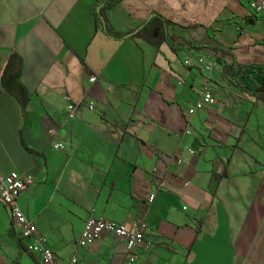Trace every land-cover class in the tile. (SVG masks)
<instances>
[{
	"label": "crops",
	"instance_id": "crops-1",
	"mask_svg": "<svg viewBox=\"0 0 264 264\" xmlns=\"http://www.w3.org/2000/svg\"><path fill=\"white\" fill-rule=\"evenodd\" d=\"M249 1L121 0L105 12L129 34L116 39L95 26L91 0H0V173L31 177L17 204L57 263L264 264V15ZM155 15L176 44L219 51L156 47L139 33ZM195 57L210 70L186 65ZM5 69L19 70L24 109ZM205 89L214 102L189 116ZM89 215L143 221L146 245L128 253L105 235L79 248ZM0 264H42L1 201Z\"/></svg>",
	"mask_w": 264,
	"mask_h": 264
},
{
	"label": "built area",
	"instance_id": "built-area-1",
	"mask_svg": "<svg viewBox=\"0 0 264 264\" xmlns=\"http://www.w3.org/2000/svg\"><path fill=\"white\" fill-rule=\"evenodd\" d=\"M250 12L258 17L264 15V0H250L248 4ZM197 64L205 70H210L212 67L204 57H195V59H187L186 65ZM96 81L95 77L89 78L90 83ZM214 99L208 90H203L199 100L187 111L188 115H193L196 111L210 106ZM93 102H89L87 107L90 111H94ZM76 104L69 102L67 105L66 119L72 121L75 117ZM48 135L52 140L51 148L56 151L66 149L65 142L60 141L59 134L53 130L48 131ZM188 153L193 155V150H188ZM179 166L181 162L177 160ZM31 182L29 176H19L16 173L1 174L0 173V201L10 214L12 227L19 233L20 238L25 242V249L29 254H39L42 264H77L75 255L65 263H57L54 253L45 246V239L38 234L33 222H31L21 211L17 204V198L27 184ZM149 203L154 201V196L148 198ZM146 224L140 221L132 230L120 223L107 221L102 218H96L89 215L84 222V226L78 240L79 248H87L96 241L103 238L105 235H111L120 239L126 252L131 253L134 249L145 244L144 233Z\"/></svg>",
	"mask_w": 264,
	"mask_h": 264
},
{
	"label": "trees",
	"instance_id": "trees-1",
	"mask_svg": "<svg viewBox=\"0 0 264 264\" xmlns=\"http://www.w3.org/2000/svg\"><path fill=\"white\" fill-rule=\"evenodd\" d=\"M93 5V18L95 26H100L103 32L110 37L121 39L129 36V34H120L115 32L110 26H108L105 20V12L117 6L121 0H91ZM169 24L162 17L155 15L147 23H145L140 29L139 33H144L149 36L152 40V44L158 47L161 43H166L172 51H179L181 49H188L191 51H202L207 55L212 52L219 51V49L209 46H204L195 43H181L176 44L167 34V28ZM234 63L231 62L229 65L223 64L222 68L224 72L232 70ZM8 68V67H7ZM8 70V69H7ZM264 73V72H263ZM19 70H15V73L10 74L6 69L3 72L1 78L3 88L12 94L21 104L24 109L28 102V96L24 88L18 82ZM256 98L264 100V79L261 82L260 87L254 93Z\"/></svg>",
	"mask_w": 264,
	"mask_h": 264
}]
</instances>
